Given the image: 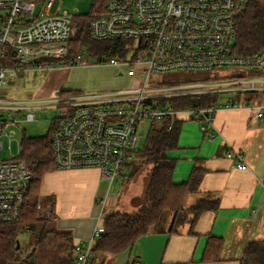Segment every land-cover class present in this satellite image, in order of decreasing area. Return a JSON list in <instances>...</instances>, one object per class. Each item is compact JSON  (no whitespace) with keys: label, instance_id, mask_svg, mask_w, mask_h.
I'll return each mask as SVG.
<instances>
[{"label":"built area","instance_id":"2783aa9c","mask_svg":"<svg viewBox=\"0 0 264 264\" xmlns=\"http://www.w3.org/2000/svg\"><path fill=\"white\" fill-rule=\"evenodd\" d=\"M251 1L102 0V11L89 27L90 37L124 43V54L105 64L124 68L132 86L60 95L52 100L0 97V151L6 143L12 150L16 139L12 127L33 121L34 114L25 111L58 109L60 121L51 137L56 169L98 168L110 190L133 159L143 122L170 119L168 130H172L174 120L188 119L214 135L218 111L247 108L258 120H264V78L227 80L224 73L226 69L264 71V49L244 55L236 46V30ZM55 3L0 0V90L6 86L8 76L78 67L88 61L82 52L74 58L69 56L74 20L82 15L72 16L61 12L60 7L54 12ZM129 52H133L131 57ZM220 71L223 73L217 79ZM203 72H211L210 77L183 85L163 79L172 74ZM225 94H232L228 102L222 101ZM246 94L253 96L243 104ZM195 97L216 100L184 109L172 108L169 103ZM254 99L262 103L254 104ZM19 156L0 159V226L25 222L34 178ZM227 157L238 170H248L242 154L230 150ZM103 203L107 206L106 200ZM37 210L41 218H50L52 213L51 206L43 202L38 203ZM252 216H256L255 211ZM104 233L103 223L99 222L91 239L75 245L74 264L90 263L94 245Z\"/></svg>","mask_w":264,"mask_h":264},{"label":"crops","instance_id":"0c3cea01","mask_svg":"<svg viewBox=\"0 0 264 264\" xmlns=\"http://www.w3.org/2000/svg\"><path fill=\"white\" fill-rule=\"evenodd\" d=\"M197 124L185 119L181 125L177 149L172 151L176 162L173 178L176 184L187 182L193 170L200 168L204 171L200 191L192 197L219 199L218 211H205L194 225L186 223L179 233L156 229L120 256L98 253L89 264H240L248 243L264 240V120L243 108L218 111L214 135L212 131L203 132ZM230 150L242 154L248 170H238L227 157ZM107 186L98 168L58 170L45 175L43 204L54 210L53 219L45 222L46 237L55 241L61 257L44 263L75 260L74 246L91 239L105 214L132 213L144 200L145 190L126 204L122 192L111 194ZM103 200L107 206H103ZM211 236L223 240L221 260L205 263L202 258Z\"/></svg>","mask_w":264,"mask_h":264},{"label":"trees","instance_id":"16d2710c","mask_svg":"<svg viewBox=\"0 0 264 264\" xmlns=\"http://www.w3.org/2000/svg\"><path fill=\"white\" fill-rule=\"evenodd\" d=\"M99 14L90 13L87 17H78L74 20L75 34L70 42V58L80 54L83 51V47L92 41L89 27ZM236 41L237 50L240 54H254L264 49V0L251 1L239 22L236 30ZM123 46L124 43L122 42L108 41L105 50L110 56L122 55L124 54ZM197 98L170 100L169 103L172 108L184 109L194 107L197 102L208 105L211 101L214 102L216 100V98ZM245 99L250 100V98ZM183 122L184 120H174L172 130H168V126L171 123L170 119L152 122L145 147L140 152H137L142 160L140 164L146 166L148 171L144 200L139 209L132 213L105 214L103 219L105 233L96 241L93 256L98 253L120 256V254L132 248L141 237L159 229L157 224L167 213H170L169 217L171 218L169 233L175 234L179 233V228L186 223L194 225L205 211H218L219 199L216 198H201L197 199L194 204H188V198L200 191L204 175V171L200 168L193 170L187 182L179 184L174 182L176 162L170 157L169 152L177 149V141ZM57 126L51 129L47 137H25L19 156V159L26 163L30 174L34 178L29 193L23 227H28V224H30L29 229L35 230V223L42 221L44 223L43 235L48 232L45 231V222L53 219L54 210L50 218H41L37 205L42 202L40 191L45 175L57 170L51 152V137ZM53 206L54 204H52ZM16 228L17 225L0 226V264H13L16 261L18 254V229ZM190 233L194 235V229ZM43 238L46 237L43 236ZM34 246L37 247L38 245ZM222 250L223 240L212 236L209 237L202 262L220 261ZM68 261L61 264H72L74 260L71 261L69 259ZM240 264H264V240L248 243Z\"/></svg>","mask_w":264,"mask_h":264},{"label":"rangeland","instance_id":"374dc122","mask_svg":"<svg viewBox=\"0 0 264 264\" xmlns=\"http://www.w3.org/2000/svg\"><path fill=\"white\" fill-rule=\"evenodd\" d=\"M38 9L41 8V4L37 5ZM54 12L60 7L61 12H67L70 15L81 14L82 17L92 14H99L102 11V0H56ZM111 42V41H109ZM108 45V41H97L92 39L89 43L83 47L82 53L88 60L83 66L54 68L48 71H30L23 76H8L6 86L0 90V97H10L15 99H27V100H52L57 96H67L72 93H94L103 91H116L120 89H127L132 86L133 81L127 76L124 68L106 65L105 62L115 57L120 58V55L110 56L105 48ZM129 57L133 55V52L127 54ZM123 74H120V73ZM217 72V79L219 78ZM228 75L227 80L238 79H253L264 78V71L262 70H249L244 71L241 69H226L224 71ZM211 72H203L196 74L179 73L172 74L163 77L165 82L168 83H188L189 81H202L209 78ZM253 94H246L242 100L245 103V98H249ZM222 98L223 102H228L232 97V94H225ZM254 104L262 103L261 99H254ZM32 112L34 119L31 122H21L18 126L12 127V130L16 132V139L12 144V150L10 151L9 144L6 143L3 150L0 151V159L7 160L12 156H18L22 151V142L24 138H41L49 136L51 129L59 125L60 111L55 108L46 110H33L25 111L24 113ZM24 115V114H23ZM22 117L21 114H19ZM196 124V123H195ZM151 122H143L139 126V134L141 136L140 143L133 150L134 157L129 161V166L123 171V176L118 178L119 183L114 185L111 190V194L117 191L123 193L122 201L127 204L126 201L138 196L145 190V184L148 182L147 167L144 166L140 158V152L145 147V142L149 136ZM199 126V124H197ZM172 151L170 152V154ZM173 153L170 155L173 158ZM136 165V166H135ZM58 171V170H55ZM53 172V171H52ZM133 176L129 177V175ZM133 177V178H132ZM45 182V180H44ZM108 184V183H107ZM144 198V196H143ZM40 199L44 202L43 196ZM197 201L195 197H191V204ZM190 204V205H191ZM132 205V204H131ZM170 213L164 215V217L157 224L159 229H167L171 225ZM23 224L24 221H23ZM23 224L17 225L18 234L17 241H19L20 248L17 250L18 255L27 252L33 245H38V252L34 256L35 264H46L45 260H58L61 257L59 248L55 245V241L46 237L48 234L43 235L44 223L41 221L36 222V229L31 230ZM183 225L179 230L184 229ZM29 229V230H28ZM46 229V230H45ZM45 231L47 228L45 227ZM45 236L46 238H43ZM36 260L38 262L36 263ZM19 264V263H13Z\"/></svg>","mask_w":264,"mask_h":264},{"label":"flooded vegetation","instance_id":"af4514ba","mask_svg":"<svg viewBox=\"0 0 264 264\" xmlns=\"http://www.w3.org/2000/svg\"><path fill=\"white\" fill-rule=\"evenodd\" d=\"M35 248L36 246L33 245L32 248H30L27 252L22 253V255L17 254L15 263L31 264L34 258Z\"/></svg>","mask_w":264,"mask_h":264},{"label":"water","instance_id":"95a60500","mask_svg":"<svg viewBox=\"0 0 264 264\" xmlns=\"http://www.w3.org/2000/svg\"><path fill=\"white\" fill-rule=\"evenodd\" d=\"M19 248H20L19 241H17V249H19ZM33 260H34V258H33ZM33 264H35V262H33Z\"/></svg>","mask_w":264,"mask_h":264}]
</instances>
